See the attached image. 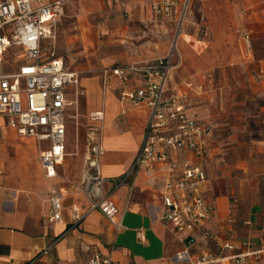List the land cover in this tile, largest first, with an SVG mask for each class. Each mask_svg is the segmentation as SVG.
<instances>
[{"label":"crops","instance_id":"0c3cea01","mask_svg":"<svg viewBox=\"0 0 264 264\" xmlns=\"http://www.w3.org/2000/svg\"><path fill=\"white\" fill-rule=\"evenodd\" d=\"M150 5L151 0H69L65 30L76 26L81 53L95 54L107 64L103 68L158 59L170 49L177 15L157 17ZM184 25L176 68L187 66L188 74L174 69L168 89L187 93L192 114L212 129L206 159L186 156L207 172L203 193L216 206L198 232H214L221 242L249 240L262 249L264 0H190ZM116 83L111 80L104 94L92 81L82 85L88 110L104 112V155L69 153L66 130L67 156L54 178L46 177L40 163L43 143L19 134L0 116V264H86L95 252L112 254L118 264H192L196 258L160 218L166 166L140 171L115 190L114 181L141 147L149 117L146 107L122 104L110 90ZM91 84L99 92L97 105ZM54 193L62 199V220L50 223ZM109 195L121 211L119 231L99 209L91 210ZM77 215L82 218L76 221ZM248 264H264V258Z\"/></svg>","mask_w":264,"mask_h":264},{"label":"built area","instance_id":"2783aa9c","mask_svg":"<svg viewBox=\"0 0 264 264\" xmlns=\"http://www.w3.org/2000/svg\"><path fill=\"white\" fill-rule=\"evenodd\" d=\"M68 2L2 0L0 3V116L19 134L46 144L40 163L47 178L57 176L56 170L67 156L66 117L72 105L68 96L70 87L79 90L80 84V73L70 71L64 59L55 51L47 53L45 47L47 43H55L56 27ZM189 2L151 0V10L157 17L170 19L177 15V36L165 56L101 69L104 87L113 79L122 86V104L149 109L141 147L124 176L114 181L115 190L128 185L140 171L166 166L170 175L164 186L160 218L176 237L182 238L186 253L195 252L192 264H217L226 260L230 264L261 262L264 248H256L249 240L221 242L214 232H198L210 220L216 206L203 193L209 181L207 172L200 163L186 156L194 154L206 159L212 129L203 128L192 114L187 93H170L168 89ZM193 85L187 83L188 88ZM91 117L95 122L105 119L103 111L92 112ZM104 152L101 141L96 143L93 155L103 156ZM89 198H94L92 193ZM61 206L62 199L54 193L48 222H61ZM93 209H99L121 230L122 223L118 220L121 211L111 195L93 203ZM81 218L77 215L75 220ZM229 252L232 254L228 255ZM86 264L118 263L112 254L95 252Z\"/></svg>","mask_w":264,"mask_h":264},{"label":"rangeland","instance_id":"374dc122","mask_svg":"<svg viewBox=\"0 0 264 264\" xmlns=\"http://www.w3.org/2000/svg\"><path fill=\"white\" fill-rule=\"evenodd\" d=\"M174 22V21H173ZM65 26H67V23L65 21V18L62 17L61 20L57 24V31H56V40L55 43H47L45 44L46 52H52L55 51L56 54L60 57H63L66 61V65L70 70L77 71L76 68H81V66H85L84 71L79 72L80 73V82L81 87L79 85V90L74 89L73 86L70 87L71 97H70V103L72 105L70 106L68 110V120H67V133H68V152L74 153L78 151L93 153V148L96 146V143L100 142L103 135L104 130V120L102 122H95L92 120L91 117V111L88 110L87 106V94L82 95V91H85L82 88V85L85 84V82L92 81L97 84L101 92L103 94L106 92L105 89H109L104 87V84H102L103 75L101 72V68H103L105 63L100 62V59L95 55L91 54L89 51H86L85 53H81L82 47L78 44V41L76 40L75 35L77 34L76 26H71L70 32H67L65 30ZM174 28L175 31L173 33V42L174 38L177 36V27L178 25L176 22H174ZM69 42V45L66 44V42ZM171 43V45L173 44ZM170 45V47H171ZM179 52V51H178ZM175 59V72H180L181 76L184 74H188V67H177L179 64L180 55ZM178 69V70H177ZM180 75L175 76V79H180ZM102 79V80H101ZM92 87V102H94V105H97L99 102V92L96 87H94V84H91ZM114 93V95L119 96L121 92L122 86H120L119 83H116L115 85H111L110 87ZM46 144L43 143L41 146L44 148ZM44 150V149H43Z\"/></svg>","mask_w":264,"mask_h":264}]
</instances>
